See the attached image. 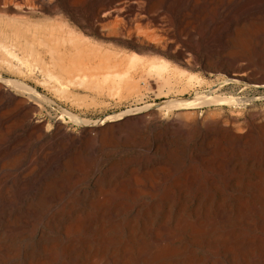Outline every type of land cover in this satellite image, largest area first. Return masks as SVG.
Returning <instances> with one entry per match:
<instances>
[{
    "label": "bare ground",
    "instance_id": "bare-ground-1",
    "mask_svg": "<svg viewBox=\"0 0 264 264\" xmlns=\"http://www.w3.org/2000/svg\"><path fill=\"white\" fill-rule=\"evenodd\" d=\"M84 5L74 0H0V41L9 42L14 52L23 55L47 56L53 69L62 74L60 82L76 72L116 71L127 59H119V51L108 46L109 41L102 50L100 42V47L97 42L93 47L89 39L88 44L77 39L82 33L72 31L70 22L52 24L44 18L46 22L36 24L45 13H62L59 19L66 15L101 37L140 51L169 53L179 39L163 25V13L182 14L192 36L197 20L217 22L209 16L215 11L223 31L230 29L234 40L256 36L260 41H254L255 45L264 50V0H88L85 10ZM229 41L234 45L232 38ZM28 42L36 48L24 47ZM222 48L205 53L192 49L190 58L204 67L212 63L230 69L229 82L247 79L255 63ZM138 67L133 76L143 71L144 66ZM3 74L0 264H264V122L245 120L244 127H238L237 133L229 130L228 135L219 134L223 130L219 119L204 125L198 122L194 124L196 148L192 156H185L189 124L184 117L188 114L149 109L132 135L112 136L108 142L122 148L123 154L106 160L91 152L95 122L66 116L61 110L55 119L47 111L52 119L44 125L46 106L53 107V103L45 102L37 85L31 87L25 79ZM205 101L197 103L205 105ZM209 102L224 104L223 99ZM126 114L99 122L110 129L114 123L109 122ZM170 114L174 118L162 122ZM71 124L80 125V131ZM150 131L155 132L151 142ZM171 142L177 152L168 153ZM78 154L95 162H88L85 172L73 180Z\"/></svg>",
    "mask_w": 264,
    "mask_h": 264
},
{
    "label": "rangeland",
    "instance_id": "rangeland-1",
    "mask_svg": "<svg viewBox=\"0 0 264 264\" xmlns=\"http://www.w3.org/2000/svg\"><path fill=\"white\" fill-rule=\"evenodd\" d=\"M74 1H76L77 3L83 2L85 5H87V2H88V0H84V1L74 0ZM85 5L82 8L84 10L85 8L89 9L87 8L88 6H85ZM156 7H157V4L155 5V8L153 9H157ZM86 13L88 14L89 12L86 11ZM59 14L61 15L62 13H58V14L52 13V15L50 13H45L43 14V16L38 17L39 19L42 18L41 20L36 21V22L33 21L32 23L34 22L36 24L41 23V22L44 23L47 21V20L45 21V19L47 18L49 19H48V22L46 23H51L52 21L54 22V23L52 22V24H57L58 22L60 23V21H62L61 23L70 22V27L72 28V31H76V32L80 31L82 33L81 34L79 32L81 35L79 33L77 34V35H80V36H77L78 37L77 39L81 37L80 40L81 41L84 40V42L87 44L89 43V40H90V45L94 44L93 47L97 45V43L99 45L98 47H100L103 44L102 46L104 47H100V49L102 48V50L107 49L105 47L107 45H104V44L105 43L107 44L109 41L108 46L110 45L113 48H116L117 52L119 51L117 53V57L119 59L126 58L127 61H124L120 65V67L118 66L117 68H115V70L117 69L116 71L111 69L112 71L110 72H93V73L92 72L91 73L90 72H83V73L76 72L73 74L71 78H64L63 79L64 81H61L62 82L61 83L58 80V78L60 79L62 74H60V72L57 69L55 68L53 69L52 64H51L52 62L50 63L49 58L47 56L44 58H41V57L39 58L35 54H33L32 56L30 54L23 55L18 52H14L13 47L11 46L9 42L5 43V42L0 41L1 42L0 43V72L5 73L3 74V77L5 78L19 79V80H21L22 78V79L27 80L29 86L31 87H34L37 85V91L41 93V95L43 96V99H45V102H47L46 100H48L49 103H53L52 104L53 107H51L50 105L46 103L48 106H46L44 116H42V118H44L43 119L44 125H48V124L50 125L51 119L54 117L57 118L61 110L66 113V116H68L67 114H69V115H73L74 117L87 119L92 122H95L97 124L96 125L97 130L92 132V134L93 133L94 134L91 135L90 137V140H91L90 147L94 146L93 147L94 150L91 149L93 150L91 151L92 154H102V156L106 160H112L113 158L117 156H121L123 154L122 148L121 149L115 148L112 145V143L108 141H111L112 136L115 138L117 135H120L121 133H123L122 135H126V134L129 135L130 133H131L130 135H132L134 132H136L135 130H137L140 126L139 119L143 115H146L149 109H157L158 111H161V112H167L168 110H172L174 114L176 113H187L188 114L184 117V120L189 124L188 125L189 129L186 132V136L188 137V144L185 147V150H186L184 154L185 156L186 155L192 156V153L195 150L194 148H196L195 139L197 138L198 130L195 128V125L198 122H200V124H203V123L206 124V123H209L210 120L213 121V120L219 119V121L222 124L221 127L223 129L222 131H219V134H222L224 132L223 134L225 135L229 134V130L237 133L238 132L237 129L239 130L238 127L240 126L244 127V124L246 122L245 120L247 121L250 120L254 124L264 122V78H263L264 77V69H263L264 68V52H263L264 50H261L260 48H258L254 42L256 40L260 41V39H258L256 36L251 35L246 38L243 37L242 39L234 40V34L233 32H231L230 29L227 30L226 32L223 31L221 22L218 23V20L220 18L218 17V14L215 11L210 12L209 16L216 19L217 22H211L209 24H202L199 20H197V23L198 21L199 23L198 24L193 23L192 25V27L193 26L195 27V28L193 27L195 32L193 33L192 36L188 35V27L185 28L186 18L182 14L175 15V13L173 12L172 13L166 12L161 15V16L164 15L163 19L165 21L163 25H165V27L168 26L169 28L167 29L170 32L172 31V34L175 35L179 39V42L178 41L175 42L174 45L177 44L176 47L180 49L178 50L184 52V55H185L184 57H181L179 55V52L174 45H173L172 51H170L169 53L167 52L163 53L160 50H152V49L151 50L153 52L150 49H144V50L141 49L140 51V49L136 48L137 49L136 50L134 47L128 44H124V43L122 44L120 42L116 43L108 38H105L103 36L101 37L100 33L97 32L96 30L94 29L88 30L89 28L86 27V25H80V24L78 25L75 22H73V20L67 18L66 15L62 16L64 19L63 18L59 19ZM173 14L175 15V17ZM10 15L11 13H8V16ZM169 19L172 22L171 21L169 22L168 21ZM176 19L177 20L179 19L180 21L179 20L177 21ZM77 26L79 27V29H77L78 28ZM73 27L76 29L74 30ZM88 31L90 33H87ZM74 33L73 35L76 36V34ZM219 34H221V36ZM82 36L85 38H83ZM230 38L233 39L234 45L230 43L229 41ZM180 41H182V43H180ZM99 42L101 45L99 44ZM119 43L121 45H119ZM31 45H32L31 42H28L26 46L25 44L23 46L31 47ZM98 47H95V49H97ZM218 47H223L222 49L227 48L231 50V52L234 55L235 54L240 55L247 59L249 57L248 60L250 61V63L251 64L255 63L253 64L255 67V70H254L255 72L254 71L250 72V75L247 78L248 80L242 79L241 81H238L239 83L229 82L228 78L230 77V72H232L230 69H227L226 67H215L212 65V63L204 67V65H202L199 62H197L198 64H195L196 62L194 63V60L190 58V53L192 49H196L200 53H205L206 51L210 49H214ZM6 48L8 49V52ZM31 48H36V46L32 45ZM109 50L111 49H108V51ZM3 51H5L6 55L4 54ZM121 51H122V54H121ZM157 51L159 53H157ZM12 52L13 54L17 53L16 57L13 54H10ZM120 54L123 57L122 56L120 57ZM125 55L127 57H124ZM17 56L18 58L21 57L19 58L21 59V61L23 60L27 62L26 63L21 62L19 59H17ZM29 56H31L32 58H30ZM22 57L25 58V60L22 59ZM49 64H51V66ZM138 66H141V67L144 66L143 71L137 72V74L133 76V73L135 71L133 69H135L136 67L139 68ZM50 68L53 71L50 70ZM45 70L48 73H46ZM51 71L53 73H49ZM12 72L13 74L14 73L16 74L17 72H19V78H18V73L16 75L15 74L11 75ZM24 72H26V74H24L25 76H23L22 74ZM28 72L31 76L28 74ZM38 72H43V73L38 74ZM56 75H60V76H56ZM255 75L256 77H254ZM51 76L53 78H51ZM42 80L43 81L45 80L44 83L46 87L50 86L48 89L45 88ZM55 80L57 83L55 82ZM65 80L67 82H65ZM69 80L70 81L73 80V81L70 82ZM129 81H132L133 83ZM63 82H65V84ZM46 83H48V85ZM66 83H70V84L67 85ZM129 83L131 84V86ZM57 84H62L63 87H61V85L57 86ZM54 85L57 87H55ZM148 85H151V86H148ZM218 85H220V87H218ZM54 87L58 90L56 91ZM215 87H216V91L218 92L214 91ZM127 88L128 89L132 88V89H130V92H128L129 90ZM216 94L217 96H214ZM237 96L240 98H237ZM213 99H223L224 104L222 103V104L216 105L215 103H210L209 101ZM205 100H208V104L206 103ZM197 101L199 102L203 101V103L205 101L206 104L204 105L203 103H197ZM57 106L59 108H55ZM142 107H144L143 110H142ZM145 107L147 108L145 109ZM47 111L52 115V118H48L47 114H45ZM122 112H129V114L122 116V118L118 120L116 119V120H112L111 122H109L111 125L114 123L112 128L110 129L108 127L105 128L104 127L105 125L103 124V122H99V121H104L105 117H108V116L111 117V115L117 116L119 113H122ZM193 112L196 113L195 117H192L189 115L190 113H193ZM173 118H174L173 115L170 114L167 117H164L162 122H166L169 120L171 121ZM124 120L126 122H124ZM225 121H228V123H225ZM71 126L74 129L76 128L75 130L80 131V129H78L80 125L77 126L75 124H71ZM102 128L104 131L102 130ZM2 130L3 129H1L0 131ZM123 130H126V131H123ZM148 135H150L148 137L150 139L149 142H151V140L155 137V132L150 131ZM171 143L172 144L170 145L168 149V153L169 152L174 153L175 151L177 152V147H175L176 146L175 142H171ZM97 146H100V147H97ZM123 149L127 150L126 148H123ZM131 150L133 151V149ZM75 160H76L74 162V166H75L74 174L75 175L73 177V180L79 178L81 174L85 172L84 168H86L89 165V163L93 165V163L95 162V160L93 161V158H91V160L86 161L85 158L81 156L80 154L76 156Z\"/></svg>",
    "mask_w": 264,
    "mask_h": 264
}]
</instances>
